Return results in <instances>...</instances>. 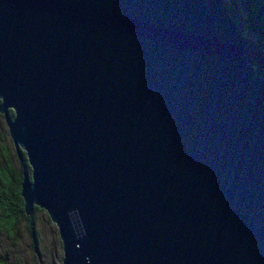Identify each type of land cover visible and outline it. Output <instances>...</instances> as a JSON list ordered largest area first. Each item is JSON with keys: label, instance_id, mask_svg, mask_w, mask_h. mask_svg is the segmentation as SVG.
Returning a JSON list of instances; mask_svg holds the SVG:
<instances>
[{"label": "water", "instance_id": "water-1", "mask_svg": "<svg viewBox=\"0 0 264 264\" xmlns=\"http://www.w3.org/2000/svg\"><path fill=\"white\" fill-rule=\"evenodd\" d=\"M246 47L223 0H0V116L61 264H264Z\"/></svg>", "mask_w": 264, "mask_h": 264}, {"label": "rangeland", "instance_id": "rangeland-1", "mask_svg": "<svg viewBox=\"0 0 264 264\" xmlns=\"http://www.w3.org/2000/svg\"><path fill=\"white\" fill-rule=\"evenodd\" d=\"M239 15L241 34L246 41L251 42L252 37L245 26L241 8ZM20 167V161L15 158L0 116V175L7 172L13 177L14 172H18ZM33 218L38 238L36 249L31 245L22 217H18L10 229L0 228V264H61V248L55 226L41 209L33 211ZM1 220L0 212V222Z\"/></svg>", "mask_w": 264, "mask_h": 264}, {"label": "trees", "instance_id": "trees-1", "mask_svg": "<svg viewBox=\"0 0 264 264\" xmlns=\"http://www.w3.org/2000/svg\"><path fill=\"white\" fill-rule=\"evenodd\" d=\"M224 2L231 20L236 24L240 33L242 28L239 12L240 8L242 9L245 26L252 37L251 42L245 40L247 42L245 59L252 65L254 73L264 79V0H226ZM9 114L12 115L10 111ZM20 157L19 160L15 156L20 161L21 167L18 172H14L13 177H10L7 172H2L0 175V212L2 215L0 228L10 229L16 219L22 217L31 245L36 249L38 238L33 211L39 208L33 207L29 215L23 212L22 200L19 196V182L22 170L28 172L29 167L22 152H20Z\"/></svg>", "mask_w": 264, "mask_h": 264}]
</instances>
